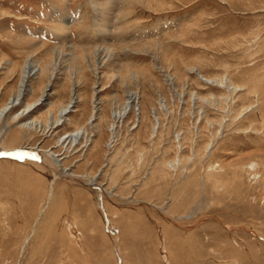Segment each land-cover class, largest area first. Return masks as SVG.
<instances>
[{
	"label": "rangeland",
	"instance_id": "obj_1",
	"mask_svg": "<svg viewBox=\"0 0 264 264\" xmlns=\"http://www.w3.org/2000/svg\"><path fill=\"white\" fill-rule=\"evenodd\" d=\"M28 62L0 264H264V0H0V108Z\"/></svg>",
	"mask_w": 264,
	"mask_h": 264
},
{
	"label": "bare ground",
	"instance_id": "obj_2",
	"mask_svg": "<svg viewBox=\"0 0 264 264\" xmlns=\"http://www.w3.org/2000/svg\"><path fill=\"white\" fill-rule=\"evenodd\" d=\"M39 70V69H38ZM34 71H36V69L34 68V66L32 65V63H27L25 66H24V68H23V75H22V81H21V87H20V90H19V93H18V95L16 96V97H14V98H12L11 100H9L4 106H2L1 108H0V120L1 119H3L4 117H5V115L7 114V112L12 108V106L19 100V98H20V96L22 95V92H23V87L25 86V83H26V81H27V78H28V75L29 74H31L32 72H34ZM43 97H44V95H43ZM43 97H41L40 99H38V101H36V102H34V103H32V104H29L28 106H27V108L25 109V110H27V109H29V108H33L34 106L33 105H35V104H38L40 101H42L43 100ZM130 105H131V103H130V101H128L127 102V104H126V107H125V111L130 107ZM33 106V107H32ZM71 107H72V101L70 102V103H68L67 105H65L64 107H62L61 109H60V111H59V114H58V120H57V123L59 122L60 123V121H61V119L70 111V109H71ZM116 115H118L117 113H116ZM32 124H35V122L34 121H32L31 122ZM81 131L79 130V131H77L76 133H74V134H72V136H73V138H74V141H77L79 138H80V136H81ZM18 151V150H17ZM15 152L16 154H19L20 156H22L21 155V152L20 153H18V152ZM27 151V153L28 152H31L32 153V155L33 154H38V152H36L35 150V152L36 153H34L33 152V150H26ZM14 153V152H13ZM29 154V153H28ZM40 154V153H39ZM41 158L42 159H44V161H47L48 163L49 162H51V163H53V169H54V171L57 173L58 172V170H57V161H50L49 160V158L44 154L43 156H41Z\"/></svg>",
	"mask_w": 264,
	"mask_h": 264
},
{
	"label": "water",
	"instance_id": "obj_3",
	"mask_svg": "<svg viewBox=\"0 0 264 264\" xmlns=\"http://www.w3.org/2000/svg\"><path fill=\"white\" fill-rule=\"evenodd\" d=\"M1 157H15V155H11L10 153H3V152H1L0 153V158Z\"/></svg>",
	"mask_w": 264,
	"mask_h": 264
}]
</instances>
